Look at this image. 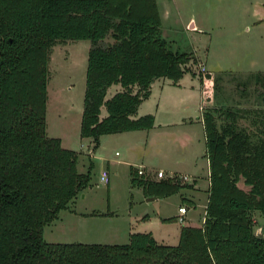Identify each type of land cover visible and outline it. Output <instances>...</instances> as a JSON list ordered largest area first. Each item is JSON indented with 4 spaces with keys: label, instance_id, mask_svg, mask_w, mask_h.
Segmentation results:
<instances>
[{
    "label": "trees",
    "instance_id": "trees-1",
    "mask_svg": "<svg viewBox=\"0 0 264 264\" xmlns=\"http://www.w3.org/2000/svg\"><path fill=\"white\" fill-rule=\"evenodd\" d=\"M160 23L155 0H0V264H264V222L256 230L252 219L253 211L264 216V70L237 80L242 95L252 84L251 104L202 107L203 219L181 224L175 243L159 242L148 230L131 231L119 243L42 237L43 225L89 176L77 170L76 151L46 133L50 47L89 39L78 133L95 148L101 134L153 125V115H136V108L154 78L174 83L194 73L188 67L193 53L172 46ZM106 36L111 40L103 41ZM112 83L120 88L105 97ZM128 174L144 196L192 186L174 171L153 178L130 166Z\"/></svg>",
    "mask_w": 264,
    "mask_h": 264
},
{
    "label": "rangeland",
    "instance_id": "rangeland-1",
    "mask_svg": "<svg viewBox=\"0 0 264 264\" xmlns=\"http://www.w3.org/2000/svg\"><path fill=\"white\" fill-rule=\"evenodd\" d=\"M164 2V0H158L160 6L165 8ZM177 2L176 13L178 14L169 11V16L163 22L162 35L171 40L172 46L194 53L195 60H190L188 67L196 72L194 77L196 82H198V65L196 64L200 60L212 71L226 69L213 72L209 80L208 93L212 97V102L216 105L251 104L254 101L252 84L247 85V93L242 95L238 90L237 80L244 78L250 68L264 69L263 50L253 48L252 42L244 47L247 41L252 39L264 40V20L257 24V20L264 19V0H178ZM166 10H170L169 7ZM240 10L245 13L243 21L238 16ZM223 11L231 15L233 13V21L230 19L228 24L219 22V13ZM190 16L197 24L203 26V32L192 30L188 25L185 26ZM110 40V36L103 39V41ZM88 46L87 38L57 40L49 51L44 111L46 133L61 137L62 146L75 150L77 170L88 171L89 176L87 183L68 201L67 206L60 208L56 217L43 225L42 237L45 241L52 242H125L129 230L147 228L148 225L144 224V220L148 221L150 226L157 224V212L162 216H171L176 212L178 204L186 203L181 197L183 195L189 197L193 192L196 197V206L188 207L183 220L178 221L176 218L169 217L166 220L169 224H166L163 229L168 233V237L164 239L167 241L162 243L172 244L176 241L175 238L170 237L175 227L189 222L199 224L203 216L201 202L206 183L207 161L203 154L202 127L195 117L197 114L200 115L198 95L190 102L187 99L181 101L180 109L184 114H191L193 125L187 127V131L184 130L186 138L183 136L173 145L165 141V146L169 150L166 152L172 156L169 165L161 162L157 147L159 136H164L163 134L154 137L153 147L144 144L145 138L141 134L131 139V147L126 148L125 140L115 137L124 135L123 133L136 132L106 133L102 136L103 144L91 149L88 138L81 137L78 133V116L82 107ZM186 72H188L186 77L188 75L191 77L190 72ZM215 75L219 76L217 81H214ZM161 82L164 81L158 78L155 85ZM118 85V83H112L106 90V96L111 95ZM101 112L105 114L103 105ZM241 122L246 121L241 120ZM130 151L135 164L146 165L153 175L158 167L168 171L171 166H178L179 164L173 159L188 154L187 162L194 176L182 181L190 182L195 177L197 188H182L179 192L167 196L145 200L138 186L130 185L126 166L118 162L125 153ZM96 153L103 159L92 156ZM106 159L108 165H106ZM102 169L108 170V184L99 178ZM153 175L151 176L154 178ZM239 185L242 186L241 182ZM145 213L149 215L147 219ZM252 219L256 230L264 222V216L257 211L252 212Z\"/></svg>",
    "mask_w": 264,
    "mask_h": 264
},
{
    "label": "crops",
    "instance_id": "crops-1",
    "mask_svg": "<svg viewBox=\"0 0 264 264\" xmlns=\"http://www.w3.org/2000/svg\"><path fill=\"white\" fill-rule=\"evenodd\" d=\"M155 1H156L157 6H158L159 13H160V21H161L160 30H161V34H162L163 22L166 19V17L169 16V11H172V13H176V9L178 7V2H177L178 0H164L166 2V4L164 2V5H166L165 8L162 5L160 6V3H158V0H155ZM167 7H169L170 10H166ZM172 9H174V11ZM176 14H178V12ZM219 15L220 16L218 17V21L223 23V24H228L227 22H229L230 19H231V21H233V18H234V14L232 13V15H231L227 11L220 12ZM238 16H239V19L241 21H243V19L245 18L244 11L240 10ZM263 20H264L263 18L257 20V24L262 22ZM186 25H188L192 30H195L198 32L204 31L203 26L201 24H197L195 22V19L191 16L186 20L185 26ZM249 42H252L254 44L253 48L263 50V54H264V40L262 38L252 39L250 41H247V43L244 45V47H247V44ZM192 51L194 52V47H192ZM262 58H264V56ZM206 69L208 70L207 75H205V74L199 75V73H197L198 74L197 75L198 82H196V80L194 78L196 75V72H194V73L190 72L191 77L189 75L186 77V74L188 72H184L182 74V76L180 78H178V80L174 83L171 82V80L166 78V77L159 76V77L154 78L150 83V92H149L148 96L146 98L142 99L136 108V115L147 113V112L151 113L153 115V125L147 129H134V130L120 131V132H136V133H123L124 135H121V136H118L115 138H122L123 140H125L124 143H127V144H125L126 148H130L132 145L131 144L132 142H130V140L133 139L134 137H139V135L142 134L141 136H143L145 138L144 144L146 146L153 147L155 144L154 137L156 135L159 136L158 134H163L164 136H162V135L159 136L157 147L159 149V153H160L159 156L161 158V162L163 164L169 165V163L172 161V156L168 152H166L169 150L165 146V141L167 140V141H169L168 144L173 145V144L177 143L176 141H178L183 136L186 138V135H185L186 134L185 131H187L186 128L193 125V123H192L193 120L191 119V114H184L182 112V110L180 109L181 101L184 99H187L188 102H190L193 98H195L198 95L197 96V98L199 99L198 100L199 101L198 109L200 111H201L203 105L212 104L213 103L212 97L208 93V91H209V89H208L209 80L212 78L213 72L226 70V69H218V70L212 71L207 67H206ZM254 70H264V69H262V68L251 69L250 68L247 70V72L254 71ZM229 71L231 72V69H229ZM232 72H234V71H232ZM158 78H161L164 82L157 83L155 85V81ZM107 88H106V90H107ZM119 88H120V85H118V87L114 91L118 90ZM105 97H108V96H106V92H105ZM184 105H186V104H184ZM200 105L202 107H200ZM103 115L104 114H102L101 106H100L99 116H103ZM79 116H80V113H79ZM79 116H78V123H79ZM195 117L198 120L199 124H201V127H202V122L199 118V115L197 114ZM113 133H119V132H113ZM202 133H203V129H202ZM127 134H132V135L129 136ZM103 135L104 134H101L99 136L98 145L95 148H98L99 146H101V144H103V139H102ZM114 136H117V135H114ZM59 138H60V143H62V138L61 137H59ZM87 138H88L89 144L91 146V142L89 140V137H87ZM188 138H189V136H188ZM92 156H96V157L103 159L101 157V155L97 154V153L93 154ZM187 159H188V154L185 156H180L178 159H173L174 162L179 164V165L176 167L171 166V168H168V171H166V169L162 168V167H158L157 169H163L166 173L173 172V171L177 172V173H185V174H188L189 176L192 177V176H194V174L190 168L191 167L190 164L187 162ZM206 161H207V159H206ZM118 162L123 163L126 166L127 171H128L130 166H132V167L143 166L145 168H148V167H146V165H143V164L142 165L141 164L136 165L135 162L133 161V156H132L131 151L125 153L123 155V158L118 160ZM106 165H108L107 159H106ZM164 167H166V166H164ZM168 167H170V166H168ZM105 170L107 171L108 180L106 183L108 184L109 173H108L107 169H105ZM207 175H208V165H207V173L205 176V180H206L205 188L203 189L204 190L203 191V200L201 202V206L203 208L202 213H204V207H205V202H206V198H207V186H208V176ZM195 180H196L195 177H193V179L191 181L192 186L190 187V189L197 188V186H195ZM138 188L140 189V187H138ZM194 192H196V191H194ZM183 196H185L190 201V202H187L185 204L180 203L186 207V212H187V209L189 206H192V207L196 206V203H197L196 197L194 196L193 192L190 193L189 197L186 195H183ZM146 197L147 196H145V200H150V199H146ZM160 197H162V196H160ZM154 198H158V197H154ZM180 204H178V205H180ZM186 212L184 213V215L186 214ZM157 214H158V217L156 218V220L158 223L153 224V226H150V224L147 223L148 221L144 220V224H146V226L147 225L148 226H147V228H142V230L150 231L152 233L153 237L157 241L164 242V241H167L164 239H166V237H168V233L165 232L166 230H164L163 228L166 224H169V221L163 220V218H166V217L175 218L176 214H177V210L175 213L171 214V216H162L161 214H159V212H157ZM145 215H146V219H147V217H149L148 213H145ZM184 215H183V217H184ZM202 219H203V216L201 217L199 224L201 223ZM188 224L189 225H198V224H192L191 222H189ZM179 226L175 227L174 232L171 233L172 236H170V237H172L173 239L175 238L177 240ZM131 231H137V229L129 230L127 232V235ZM139 231H141V230H139ZM175 242H173V243H175ZM107 243H110V242H107Z\"/></svg>",
    "mask_w": 264,
    "mask_h": 264
},
{
    "label": "built area",
    "instance_id": "built-area-1",
    "mask_svg": "<svg viewBox=\"0 0 264 264\" xmlns=\"http://www.w3.org/2000/svg\"><path fill=\"white\" fill-rule=\"evenodd\" d=\"M196 65H198V67H197V72L198 73H200L201 75H204V74L207 75L208 70L206 69V67H205L203 62L199 61ZM200 107H202V106L200 105ZM134 170H135L137 175H140V174L148 175V176L153 175V173L152 174L150 173V169L149 168H145L143 166H134ZM167 174L170 175V174H172V172L166 173L162 169H156L153 176H155V177H163V176H165ZM177 175H178V177L181 180H188L189 177H190L188 174H185V173H177ZM99 178H100L101 181H104L105 183L107 182L108 176H107V171L105 169L101 170ZM176 210H177V214H176V217H175L176 220L182 221L183 220V215L186 212V207L184 205L180 204V205L177 206Z\"/></svg>",
    "mask_w": 264,
    "mask_h": 264
},
{
    "label": "water",
    "instance_id": "water-1",
    "mask_svg": "<svg viewBox=\"0 0 264 264\" xmlns=\"http://www.w3.org/2000/svg\"><path fill=\"white\" fill-rule=\"evenodd\" d=\"M155 196L154 195H150V196H147L146 199H153Z\"/></svg>",
    "mask_w": 264,
    "mask_h": 264
}]
</instances>
